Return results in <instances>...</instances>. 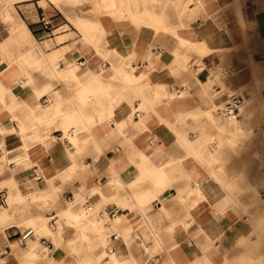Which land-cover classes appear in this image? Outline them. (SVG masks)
<instances>
[{"label":"crops","instance_id":"0c3cea01","mask_svg":"<svg viewBox=\"0 0 264 264\" xmlns=\"http://www.w3.org/2000/svg\"><path fill=\"white\" fill-rule=\"evenodd\" d=\"M105 1L119 8L70 11L75 25L52 1L49 9L32 1L12 31L0 27V155L15 156L0 171L3 204L9 187L12 195L41 187L60 199L83 186L82 205L107 215L103 236L126 253V264H216L220 254L230 256L235 235L241 254V237L260 242L246 216L264 207V110L241 112L235 130L223 113L234 96L245 98L249 77L247 56L232 47L241 39L237 20L264 33V0ZM41 13L51 18L50 32ZM179 39L204 54L199 61ZM227 71L237 73L230 86L241 89L215 109L211 100L224 99ZM256 113L261 124L249 125ZM259 129L243 163L233 136ZM42 212L33 205L29 215ZM4 230L7 239L24 231L14 223ZM259 252L264 245L246 253Z\"/></svg>","mask_w":264,"mask_h":264},{"label":"rangeland","instance_id":"374dc122","mask_svg":"<svg viewBox=\"0 0 264 264\" xmlns=\"http://www.w3.org/2000/svg\"><path fill=\"white\" fill-rule=\"evenodd\" d=\"M13 1V0H12ZM32 1H38L37 4L48 7L46 9H49V6H47L46 0H30V1H16L12 4L9 0H0V27H6L9 31H12V23L13 21L19 17L20 11H27L28 7L32 8ZM52 1L55 6L74 24L72 19L69 17V12H78V13H83L85 11L100 14V13H105L101 6H100V0H50ZM28 4V5H27ZM60 13V12H59ZM113 16L117 18H124V16H118L114 15ZM129 21L136 27H139L140 23H135L131 21L129 17H127ZM220 20V18L218 19ZM144 25H148L145 24ZM150 28L153 29L154 32H156L159 29H165L166 28H161V27H152L151 25H148ZM6 31V30H4ZM176 36V35H175ZM177 37V36H176ZM180 41V39H179ZM180 45L185 47L187 50H193L196 52L195 58L198 59L204 54L200 53L199 51L195 50L192 46L189 44H184L180 41ZM261 53L262 57H259L258 54ZM255 57L257 58H264V48H259L255 50ZM210 57V55H209ZM188 57L185 58V62L187 63ZM244 61V66L247 65V60L245 57H243ZM219 69L223 71V67L219 66ZM226 69L224 68V71ZM192 72V71H191ZM232 77L235 76H227L226 80H230ZM237 93L236 90H234L232 93ZM249 125H260L261 124V116L260 114L256 113L254 114L248 121ZM260 133L259 130H253L251 134L249 135H235L233 136V145L235 147L234 154L240 155L241 153L243 154V163L247 160L249 154L251 151L255 148L256 146V135ZM2 156V155H0ZM12 159L9 158L8 160H4L3 158L0 157V171L2 168L7 167L6 164L7 162ZM2 185H0L1 188ZM8 197L6 204H0V209L6 210L7 212L10 213L11 216H9L7 219L4 221L0 222V264H28L29 258L28 256L24 255L22 251L25 249L27 243L26 240L24 242H19L16 236L8 237V239L5 237V230L4 227L7 226L10 223H14L18 226L20 230H24L27 227H30L28 223H26V219L28 216H30L31 212V207L37 206L40 207L43 212L40 214L43 216L49 227H53L54 229H57L59 227L60 233H61V241L59 245L55 246L54 242L49 236H43V235H37V241L35 244V250L37 252V257L32 259V264H41L42 260H46L49 257H51L54 252L59 253L60 256L57 260H53L52 264H83L84 261H90V264H97L95 260V255L90 249H87L84 245L85 243H88V241H81V246L75 250L72 247V244H78L75 238V233L76 229L75 227L66 221V219L63 218L61 215L60 211L68 206H77L81 205L82 207H86L87 205H82V202L84 200V195L86 194L87 190L81 186L77 192L73 194V198L71 201H65L64 198L57 199L55 195L53 196H37L33 195L31 193H27V198H23V200L19 199H12L11 196L12 194L10 193L11 187L8 189ZM23 195V194H22ZM26 195V194H24ZM91 205V204H90ZM50 210L54 211L56 214L55 217V223L53 225H50L49 218L47 215V212ZM46 212V213H45ZM14 215V216H13ZM248 220V215L246 216ZM245 222H248V221ZM112 230L110 229L107 233L110 235ZM95 232L92 231L91 229H87V234L92 235ZM43 236L47 238L51 243L50 249L44 248L40 244L39 238ZM241 237V236H240ZM104 244L107 242H110L104 237ZM241 241L239 243L240 245V253L238 255L236 254V235L229 238L228 246L230 247L229 251V260L227 262L222 261V254H220L219 261L216 264H249L247 262L246 258L243 257V255L246 252H253L256 251L262 246V243H249L246 242V240H242V237L240 238ZM64 240V241H63ZM113 243V242H112ZM84 244V245H83ZM117 245V244H113ZM106 246V245H104ZM3 253L2 251L5 250ZM156 251L153 250L150 252V254H154ZM235 255V256H234ZM144 264V263H141ZM174 264V263H173ZM192 264H196L193 263Z\"/></svg>","mask_w":264,"mask_h":264},{"label":"bare ground","instance_id":"6f19581e","mask_svg":"<svg viewBox=\"0 0 264 264\" xmlns=\"http://www.w3.org/2000/svg\"><path fill=\"white\" fill-rule=\"evenodd\" d=\"M9 1L12 2V0H9ZM120 2H121V0H120ZM100 6L103 10H106V11H111L114 9L116 10L117 8H119L118 7L119 4L117 1H109V2L105 1L103 3H100ZM254 8H255V5H254ZM237 21H239V26L241 29V39L237 45L234 44L232 47L235 48L233 50H236V47L242 48L243 53H245V55L247 56V65L244 66L243 70L247 71L249 77H248V81L243 84L244 89H242V90H243V93L245 95V98L241 99V102L237 107L238 108L237 113H228L227 112L228 106L225 109L226 112L223 113V115L225 117V121L229 125H233L234 130L236 129V127L238 125H241L242 123H244V121H242L238 117L239 114H241V112H243V111L246 112L244 114H241L242 117L245 118V117H249V115L251 114L250 112L257 109V108H261L262 110H264V96H262V91H264V58L255 57V56H257V55H255V50H257L258 48L264 47V33L260 32V31H255L253 33L247 32L248 23L246 22V20L244 18H241V16H239ZM24 27H26V26H24ZM15 33H16V31H15ZM259 55H261V53H259L258 56ZM261 57H262V55H261ZM236 67L237 66H235V68ZM226 73H227V76L228 75L229 76H231V75L236 76L237 75V73L234 71L233 72L227 71ZM219 74H223V71L220 70ZM220 84H221L222 88L226 87V91H224L225 92L224 99H222L220 101L216 100L217 102L211 100V106L215 109L216 108H219V109L224 108L225 107V101L230 100L231 93L235 90L230 86L231 84H229V80L220 81ZM240 89H241L240 87H238L236 89L237 93L239 92ZM213 119L214 118H212V120ZM86 126H88V125H86ZM64 132L66 133L67 131L64 129ZM262 143H264V139H262ZM3 144H4V142H3ZM68 146H69V143H68ZM0 157L3 158L4 160H7L11 157L13 159L15 156L12 154V152H8V151L3 149L2 156H0ZM36 190H37V193H32L33 195H37V196L43 195L44 196V191H43L44 189L42 190L41 187H39V188L37 187ZM11 198L23 200V198H25V199L27 198V194L22 195L19 191H17L16 194L11 196ZM262 201H264V200H262ZM95 207H96V205L93 203V205H91V207H84V209H82V210H77L76 206L73 205V206H68V207H66L60 211L63 218L66 219L67 222L71 223L76 229L74 240H76L78 242V244H76V243L72 244L73 249L77 250L81 246V241L83 242L87 239L88 243H85V245L84 244L83 245L87 249H90L93 252V254L95 255V260H96L97 264H126L127 262L125 261V259H128V258L126 257V253L120 254L119 245H115V250L111 254L105 250L106 246H104V245H107V247H109L111 245L113 246V244L110 242L104 244L105 239L103 236V231L106 228L103 226V222L105 220H109V219H108L107 215H105V220H103L99 216H96L95 212H94ZM9 216H11L9 212H7L6 210L0 209V222L4 221ZM248 221L251 225L250 226L251 231L255 233V235L260 239V242L262 243V245H264V207L261 208L258 206L257 210L255 209L254 211H252V213L249 215ZM26 223H28L30 227L25 228L24 231L28 228H31L33 230V233L30 234L26 238L27 240L25 239L27 245H26L25 249L22 251V253L24 255L28 256V258L30 259L28 264H32V262H33L32 259L37 257V252L35 250V244H36V241L38 239L37 235L49 236L52 239V241L54 242L55 246L59 245L62 236H61L59 227L57 229L49 227L46 219L41 215H30V216H28L26 219ZM87 229H91L92 231L95 232L96 235H100L99 241L92 242L91 238H89V236L87 234ZM24 231H22V232H24ZM59 256H60L59 253L54 252V254L51 257H49L48 259L42 260L41 264H52V261L57 260L59 258ZM243 257L246 258V260H247V262H249V264H264V252H259L257 254L246 253L243 255ZM228 260H229V257H226L225 255H223L222 261L227 262ZM83 264H90V261H84L83 260Z\"/></svg>","mask_w":264,"mask_h":264},{"label":"built area","instance_id":"2783aa9c","mask_svg":"<svg viewBox=\"0 0 264 264\" xmlns=\"http://www.w3.org/2000/svg\"><path fill=\"white\" fill-rule=\"evenodd\" d=\"M248 7H250L252 10L254 9V4H248ZM39 22L41 24V27L43 30L50 32L52 29V23H51V18L46 15L45 13H41L39 16ZM241 102V98L239 96H234L230 102V104L228 105V109L227 112L228 113H237V107ZM118 150V147H115L113 149V151ZM33 174L34 177L36 179H40V173L38 171H36L35 169H33ZM73 198L72 193H69L67 196L64 197L65 201H71ZM5 202V190L0 189V203L3 204ZM86 207H89V205H87ZM55 214L51 213V211L49 212V221L52 223H54V218ZM33 233V230L31 228L26 229L24 232L19 233L18 235V240L20 242H24L25 239ZM40 240V244L47 249H50L52 243L45 237L41 236L39 238ZM1 253V252H0Z\"/></svg>","mask_w":264,"mask_h":264}]
</instances>
